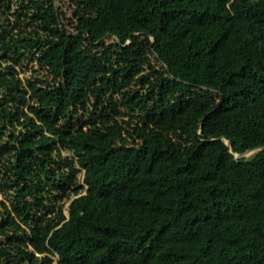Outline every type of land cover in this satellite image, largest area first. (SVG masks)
<instances>
[{"label": "trees", "instance_id": "1", "mask_svg": "<svg viewBox=\"0 0 264 264\" xmlns=\"http://www.w3.org/2000/svg\"><path fill=\"white\" fill-rule=\"evenodd\" d=\"M70 1L0 0V264H264V0Z\"/></svg>", "mask_w": 264, "mask_h": 264}, {"label": "rangeland", "instance_id": "2", "mask_svg": "<svg viewBox=\"0 0 264 264\" xmlns=\"http://www.w3.org/2000/svg\"><path fill=\"white\" fill-rule=\"evenodd\" d=\"M58 1V0H57ZM57 3H60V4H62L63 6H65V8H67V9H69V6H70V4H71V1L70 0H61V2H57ZM5 9H6V15H7V17H8V20H7V24L9 25V26H15V24L17 23V21H18V16H16V15H14L15 14V10L12 8H7V7H5ZM21 13V12H20ZM68 13H69V15H71L72 14V10L71 9H69L68 10ZM17 14V13H16ZM31 66H32V64H31ZM18 76L20 77V78H23L24 76H25V73H24V71H23V68L22 67H19L18 68ZM29 72H31V70L29 71ZM251 154H253V153H250L249 155H251ZM2 197V195H0V198ZM66 213L68 214V211H66Z\"/></svg>", "mask_w": 264, "mask_h": 264}, {"label": "water", "instance_id": "3", "mask_svg": "<svg viewBox=\"0 0 264 264\" xmlns=\"http://www.w3.org/2000/svg\"><path fill=\"white\" fill-rule=\"evenodd\" d=\"M228 144L229 146H231V142L230 140H228ZM264 146H261V147H257V148H251V149H248L242 153H239V154H236V157L237 158H240L242 156H248L250 153H255L256 151H258L259 149L263 148Z\"/></svg>", "mask_w": 264, "mask_h": 264}]
</instances>
